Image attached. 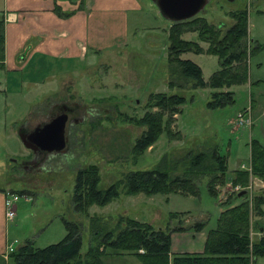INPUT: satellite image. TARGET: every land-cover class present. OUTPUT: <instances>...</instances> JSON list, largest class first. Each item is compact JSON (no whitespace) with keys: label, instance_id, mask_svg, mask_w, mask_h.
<instances>
[{"label":"rangeland","instance_id":"1","mask_svg":"<svg viewBox=\"0 0 264 264\" xmlns=\"http://www.w3.org/2000/svg\"><path fill=\"white\" fill-rule=\"evenodd\" d=\"M139 1L142 8L138 17L129 21L124 47L89 52L80 60L36 62L32 58L19 71L0 69V189L20 193L15 217L6 223L7 242L13 250L26 239L35 247L58 241L65 233L63 220H68L81 225L83 253L89 240L95 243L99 239L93 233L113 234L122 226L119 218L128 217L154 228L170 230L180 225L182 230L170 233V251L201 253L206 233L215 226L223 204L230 199L228 206L236 204L238 199L233 196L237 191H245L250 200L264 190V180L251 175L249 156L251 139L264 143V0H208L193 16L219 28L220 37L234 24L235 12L246 14L247 78L228 87L234 102L221 108L207 107L208 86L191 88L167 64L173 22L161 17L152 0ZM191 26L185 25L179 37L195 42L200 52L190 50L179 57L196 63L207 80L219 67L218 61L208 54V36L198 35L197 27ZM168 81L174 86L168 87ZM161 92L180 95L184 102L177 106L166 130L163 124L157 139L137 152L134 142L146 128L138 118L157 110L153 101ZM59 102H76L83 113L81 121L69 126L67 149L47 154L40 170L20 168V162L31 158L17 137V128L24 122L31 126L45 119L49 108ZM163 120H167L166 114ZM213 150L226 160L222 179L212 183L214 195L207 189ZM198 152L205 158L198 167L202 172L191 177L194 194L125 193L127 173L159 169L171 178L180 177ZM89 166L96 169L97 188L114 183L118 193L103 205L93 203L77 212L71 201L75 174ZM235 169L248 173L245 186L230 183ZM261 209L262 215L250 218V239L255 238V229L264 225V204ZM196 221L204 222L200 230L192 227ZM12 251L7 252L8 261L0 259V264H13ZM105 253V264H141L132 253L114 254L108 248ZM251 264H264V257Z\"/></svg>","mask_w":264,"mask_h":264},{"label":"trees","instance_id":"2","mask_svg":"<svg viewBox=\"0 0 264 264\" xmlns=\"http://www.w3.org/2000/svg\"><path fill=\"white\" fill-rule=\"evenodd\" d=\"M234 15L236 18L234 24L227 27L220 37L218 36L220 29L207 24L200 17L173 22L169 27L167 64L174 67L191 88L208 86L211 89L209 100L206 102L207 107L210 108H221L232 104L234 102L233 92L228 87L244 82L247 78L246 14L244 11H237ZM188 24L197 27L194 29L197 34L204 33L208 36V54H213L217 58L219 67L210 74L207 80L202 78L200 67L196 63L179 57L181 53L190 50L194 53L200 52L195 42L179 37L180 30ZM256 49L251 53L254 54ZM3 61V20L0 17V69L4 68ZM167 86L173 87L174 84L168 81ZM183 102L184 98L177 94L162 92L155 94L153 105L157 110L145 112L138 118L146 128L135 140L133 149L138 152L150 146L157 139L163 124H166L164 127L166 130L171 117L177 112V106ZM163 114H166L165 122L164 120L162 122ZM249 156L251 175L264 180V146L255 139H251ZM204 158L203 152L191 156L190 168L180 177L171 178L166 171L159 169L131 171L125 175L123 180L125 193L140 192L151 195L185 191L194 194L196 187L191 177L199 174L200 168L198 167L202 166ZM210 159L211 166L208 170L212 174L207 182V189L214 195L212 183L222 179L226 170V160L215 150L211 152ZM232 173L230 182L232 186H245L248 173L238 169L233 170ZM97 183L98 176L94 167L89 166L76 172L71 196L75 211L83 212L93 203L103 205L117 196V186L114 183L104 189L97 188ZM13 192L20 195L16 191ZM238 192H235L233 196V199H238L236 204L228 206L232 199L223 204L225 207L219 212L215 226L206 233L201 253L170 252V233L182 230L180 225L168 230L154 228L149 223L132 218L120 217L121 228L116 229L113 234L111 231L93 233V237L99 239L95 243L89 240L87 249L83 253H80V223L63 220L65 233L58 241L43 247H35L32 240L26 239L16 250L12 251L10 256L13 264H105L102 257L106 254L105 248H108L114 254L132 253L141 264H251L255 258L264 257V225L259 228V236L256 239L249 237L251 216L262 215L264 190L253 194L250 200L245 198V192L239 196ZM203 223V221H196L192 227L194 230H200Z\"/></svg>","mask_w":264,"mask_h":264},{"label":"crops","instance_id":"3","mask_svg":"<svg viewBox=\"0 0 264 264\" xmlns=\"http://www.w3.org/2000/svg\"><path fill=\"white\" fill-rule=\"evenodd\" d=\"M141 8L139 0H0L4 68L19 71L32 58L36 62L80 60L89 52L124 47L129 21L138 17ZM5 190L0 189V259L8 261ZM262 226L253 232L254 239Z\"/></svg>","mask_w":264,"mask_h":264},{"label":"water","instance_id":"4","mask_svg":"<svg viewBox=\"0 0 264 264\" xmlns=\"http://www.w3.org/2000/svg\"><path fill=\"white\" fill-rule=\"evenodd\" d=\"M208 0H152L158 13L169 22L187 20L197 15ZM64 120H58L56 124H46L35 134V144L47 153H60L67 149L64 139ZM17 137L25 149L32 150L29 138L17 129ZM245 191H239L238 196Z\"/></svg>","mask_w":264,"mask_h":264},{"label":"flooded vegetation","instance_id":"5","mask_svg":"<svg viewBox=\"0 0 264 264\" xmlns=\"http://www.w3.org/2000/svg\"><path fill=\"white\" fill-rule=\"evenodd\" d=\"M64 120V139L66 142V146L68 144V132L69 126L75 125L77 122L83 119V113L80 109V105L76 102L73 103H66V102H59L53 104L48 112L45 119L40 120L39 122L34 123L33 125L29 126L28 122H24L20 124L17 129H19L24 135H26L29 140L27 142L32 147V150L26 149L28 151V155L30 156L29 161H22L20 162V168H33L35 170H40L41 168L39 165L42 164L43 160L45 159L46 155L49 154L35 144V134H37L40 129L46 124H56L58 120Z\"/></svg>","mask_w":264,"mask_h":264},{"label":"built area","instance_id":"6","mask_svg":"<svg viewBox=\"0 0 264 264\" xmlns=\"http://www.w3.org/2000/svg\"><path fill=\"white\" fill-rule=\"evenodd\" d=\"M19 197L18 195L9 190H5L3 193V216L6 222L11 221L16 214V203L18 201ZM12 244L7 243L5 247V251L10 252L12 251Z\"/></svg>","mask_w":264,"mask_h":264},{"label":"bare ground","instance_id":"7","mask_svg":"<svg viewBox=\"0 0 264 264\" xmlns=\"http://www.w3.org/2000/svg\"><path fill=\"white\" fill-rule=\"evenodd\" d=\"M12 253V252H11Z\"/></svg>","mask_w":264,"mask_h":264}]
</instances>
